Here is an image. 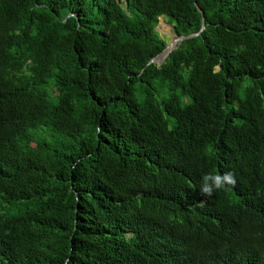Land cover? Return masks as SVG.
Instances as JSON below:
<instances>
[{
  "label": "trees",
  "instance_id": "1",
  "mask_svg": "<svg viewBox=\"0 0 264 264\" xmlns=\"http://www.w3.org/2000/svg\"><path fill=\"white\" fill-rule=\"evenodd\" d=\"M0 264H264V0H0Z\"/></svg>",
  "mask_w": 264,
  "mask_h": 264
},
{
  "label": "water",
  "instance_id": "2",
  "mask_svg": "<svg viewBox=\"0 0 264 264\" xmlns=\"http://www.w3.org/2000/svg\"><path fill=\"white\" fill-rule=\"evenodd\" d=\"M198 10L202 13V10L199 7H198ZM164 16H166V15H160L159 16L157 25H159V22L166 23L165 20L163 19ZM157 25L155 27V31H157L160 36L166 34L168 36V41L165 42V46L162 49V51L159 52L158 54H156L154 57H152L147 62V65L155 64V65L160 66L162 63L166 62L167 59L169 58L170 53L174 49H176L182 41H184L186 39H189V38H192V37H195V36L200 34V32L205 28V21L202 18V24H201V28H200L199 31L194 32V33H190V34H184V35L176 34L174 29H173V24L172 23L167 22V25L169 26V31H167V32L162 31L160 29V26H157Z\"/></svg>",
  "mask_w": 264,
  "mask_h": 264
},
{
  "label": "clouds",
  "instance_id": "3",
  "mask_svg": "<svg viewBox=\"0 0 264 264\" xmlns=\"http://www.w3.org/2000/svg\"><path fill=\"white\" fill-rule=\"evenodd\" d=\"M237 183L235 174L229 170L225 172H207L201 176L199 191L205 198H210L221 189L234 187Z\"/></svg>",
  "mask_w": 264,
  "mask_h": 264
},
{
  "label": "rangeland",
  "instance_id": "4",
  "mask_svg": "<svg viewBox=\"0 0 264 264\" xmlns=\"http://www.w3.org/2000/svg\"><path fill=\"white\" fill-rule=\"evenodd\" d=\"M163 19L165 20L166 23H164V22H159V25H157V26H160V29H161L162 31L167 32V31H169V26L167 25V22H168V21H167V17L164 16ZM161 37L164 39L165 42L168 41V36H167L166 34L162 35Z\"/></svg>",
  "mask_w": 264,
  "mask_h": 264
},
{
  "label": "bare ground",
  "instance_id": "5",
  "mask_svg": "<svg viewBox=\"0 0 264 264\" xmlns=\"http://www.w3.org/2000/svg\"><path fill=\"white\" fill-rule=\"evenodd\" d=\"M124 2H125V0H124Z\"/></svg>",
  "mask_w": 264,
  "mask_h": 264
}]
</instances>
